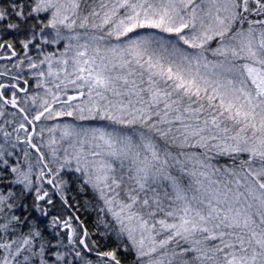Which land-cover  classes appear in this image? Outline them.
<instances>
[{
	"label": "snow or ice",
	"instance_id": "1",
	"mask_svg": "<svg viewBox=\"0 0 264 264\" xmlns=\"http://www.w3.org/2000/svg\"><path fill=\"white\" fill-rule=\"evenodd\" d=\"M0 264H264V0H0Z\"/></svg>",
	"mask_w": 264,
	"mask_h": 264
}]
</instances>
